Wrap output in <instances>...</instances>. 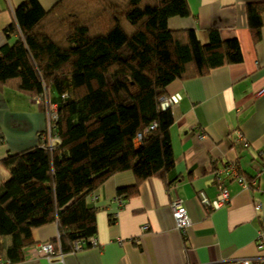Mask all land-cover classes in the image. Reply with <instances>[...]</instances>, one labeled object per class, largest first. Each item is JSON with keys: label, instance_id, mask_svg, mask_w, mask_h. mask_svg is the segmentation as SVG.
<instances>
[{"label": "trees", "instance_id": "trees-1", "mask_svg": "<svg viewBox=\"0 0 264 264\" xmlns=\"http://www.w3.org/2000/svg\"><path fill=\"white\" fill-rule=\"evenodd\" d=\"M245 14L256 44L264 1L247 2ZM189 15L187 0H57L48 8L24 0L14 9L0 46V89L43 102L50 128L0 160L1 264L23 261L32 230L51 222L56 253L89 246L97 233L89 199L115 173L135 177L112 198L119 206L145 179L170 185L174 113L162 106L175 95L169 86L243 60L238 39H223L218 27L207 29L205 42L193 28L169 27ZM263 168L236 175L251 185Z\"/></svg>", "mask_w": 264, "mask_h": 264}, {"label": "crops", "instance_id": "crops-1", "mask_svg": "<svg viewBox=\"0 0 264 264\" xmlns=\"http://www.w3.org/2000/svg\"><path fill=\"white\" fill-rule=\"evenodd\" d=\"M23 1L0 0V46L6 42L4 28ZM56 1L39 0L44 8ZM187 1L191 15L171 19L169 27L193 28L201 42L207 29L218 27L223 39H238L243 60L169 86L170 94L181 95L172 108L175 162L166 177L170 185L145 179L119 206L112 198L118 188L133 185L135 177L131 171L115 173L89 199L97 208L94 243L48 260L37 244L57 237V224L51 222L32 230L34 243L24 249L23 261L12 264H206L264 253L256 245L258 232L264 230V168L245 188L226 172L235 166L252 176L264 163V91L258 93L264 88V27L253 44L245 14L247 2L264 0ZM46 116L43 102L0 89V160L36 145L48 128ZM216 171H221L229 199L216 208L205 207L198 193L209 201L216 198ZM5 174L0 163V183ZM175 197L183 199L191 220L184 234L171 213ZM144 224L146 230L141 229Z\"/></svg>", "mask_w": 264, "mask_h": 264}, {"label": "built area", "instance_id": "built-area-1", "mask_svg": "<svg viewBox=\"0 0 264 264\" xmlns=\"http://www.w3.org/2000/svg\"><path fill=\"white\" fill-rule=\"evenodd\" d=\"M263 91H264V88L259 90L258 93L260 94ZM179 99H180V95L178 94L170 96L168 99H165L163 101L162 106L163 107L174 106L176 103H178ZM49 128L50 127H48L47 129ZM150 128L153 129L154 126L152 125ZM240 138H242V135L238 132L237 139H240ZM226 172L227 173L231 172V176L236 177V181L240 184V186L244 188L248 187L247 181L243 177L236 175L237 172L233 166H230L229 168H227ZM215 177H216V184L218 186V193L216 195V198L212 201H209L208 198L203 193H200L199 195L200 202L205 207L216 208L220 205L225 204L229 199L227 185H226V182L221 177V171H216ZM118 203L120 204L119 200H118ZM170 205H171V213H172L175 227L179 231L184 233V231L191 224V220L189 218L186 207L183 205V202L180 198H175ZM147 228H148L147 224L141 227L142 230H146ZM93 241L92 243H94ZM83 243L84 242L81 241L79 243L80 246L76 244L75 250H78L79 248H81ZM256 245L259 249L264 250V230L262 229L258 232ZM37 248H38V252L42 256L47 258L48 260L62 257L61 252L56 253L57 251L55 250L54 244L51 241L40 242L37 244ZM206 264H264V253H261V255L256 256V257L236 258V259L211 262V263H206Z\"/></svg>", "mask_w": 264, "mask_h": 264}]
</instances>
